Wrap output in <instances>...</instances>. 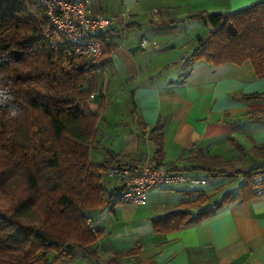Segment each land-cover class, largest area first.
Returning <instances> with one entry per match:
<instances>
[{"label":"crops","instance_id":"crops-1","mask_svg":"<svg viewBox=\"0 0 264 264\" xmlns=\"http://www.w3.org/2000/svg\"><path fill=\"white\" fill-rule=\"evenodd\" d=\"M253 1L90 0L93 15H117L110 25L117 29V46L111 61L97 71L88 104L95 110L101 97L106 104L90 160L100 163L107 148L121 163L139 167L153 156L149 131L159 124L161 165L206 177L204 185L209 174L200 164L220 162L233 171L264 162L251 151L252 145L264 144V120L251 122L245 116L264 110V98H242L264 91V75H256L249 61L187 64L196 35L206 34L208 26L180 21L196 10L225 11L224 5L234 10ZM142 38L149 40L145 47ZM213 179L204 189L164 185L149 190L139 206L119 202L112 210L91 211V224L101 230L95 242L99 261L80 255L71 264H106L115 251L123 252L118 264H264V193L231 202L177 230L153 231L151 219L176 210L180 202L200 192L217 201L243 182L241 174ZM105 181L109 190L118 185L107 176ZM136 244L141 246L137 254H125Z\"/></svg>","mask_w":264,"mask_h":264},{"label":"trees","instance_id":"trees-1","mask_svg":"<svg viewBox=\"0 0 264 264\" xmlns=\"http://www.w3.org/2000/svg\"><path fill=\"white\" fill-rule=\"evenodd\" d=\"M201 21L208 26L186 58L187 64L204 61H249L256 75H264V0L229 11L196 10L180 21ZM130 26V24H126ZM117 29L97 34L101 54L86 60L73 45L57 35L37 0H0V264H71L78 253L95 262V242L101 230H91L90 212L121 202L118 183L107 188L106 170L121 163L103 149L100 163L90 160L97 147L95 127L105 108L101 97L89 107L96 90L97 71L111 61ZM254 101L264 91L242 96ZM251 122L264 120V110L247 112ZM156 124L149 132L153 160L162 166V138ZM264 160V144L252 145ZM222 163L200 164L211 176L241 174L236 192L219 200L200 192L178 208L151 219L154 232H170L200 222L234 201L264 193V162L227 171ZM260 176V179L257 178ZM136 244L125 254H137ZM51 254V255H50ZM115 251L106 264H118Z\"/></svg>","mask_w":264,"mask_h":264},{"label":"built area","instance_id":"built-area-1","mask_svg":"<svg viewBox=\"0 0 264 264\" xmlns=\"http://www.w3.org/2000/svg\"><path fill=\"white\" fill-rule=\"evenodd\" d=\"M45 9V15L58 36L68 40L74 52L86 60L97 58L102 51L96 37L104 28L116 22L117 15L104 16L91 13L90 0H37ZM123 15V14H122ZM149 40L142 38L140 45L145 47ZM93 94H90L92 98ZM107 176L122 186L119 193L121 202L143 204L149 190L164 186L198 187L207 182L206 177L187 174L166 166H157L153 158L144 159L139 167L115 165L106 170ZM260 179V176L257 178ZM258 192L262 194V190ZM91 230L94 226L88 222Z\"/></svg>","mask_w":264,"mask_h":264},{"label":"rangeland","instance_id":"rangeland-1","mask_svg":"<svg viewBox=\"0 0 264 264\" xmlns=\"http://www.w3.org/2000/svg\"><path fill=\"white\" fill-rule=\"evenodd\" d=\"M221 10V9H220ZM222 10H227V11H229L230 9H226V7H225V5H224V9H222ZM210 11H218V10H216V9H210ZM203 23H201V25H202ZM202 28H204V25H202L201 26ZM179 67V66H178ZM177 67V68H178ZM93 150H94V148H93ZM236 164H238V163H233V166H236ZM108 177V176H107ZM208 177V179L210 180L209 181V183L207 184V185H204V186H198V187H195L194 189H197V190H200V189H204V188H207V187H209L210 185H211V183H213L212 181H214V176H211V175H209V176H207ZM110 178V177H109ZM104 179H106V176H105V178ZM111 179V178H110ZM219 178H217L216 177V180H218ZM235 188V187H234ZM141 205V204H140ZM139 206V205H138ZM78 253V255H77V257L78 256H80L81 254H80V252H77ZM51 255V254H50ZM62 264H68V263H66V262H62Z\"/></svg>","mask_w":264,"mask_h":264}]
</instances>
